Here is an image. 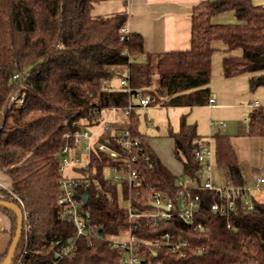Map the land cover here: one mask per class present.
Returning a JSON list of instances; mask_svg holds the SVG:
<instances>
[{"label": "trees", "instance_id": "trees-1", "mask_svg": "<svg viewBox=\"0 0 264 264\" xmlns=\"http://www.w3.org/2000/svg\"><path fill=\"white\" fill-rule=\"evenodd\" d=\"M101 1L105 0H0V171L11 184L9 189H0V201L15 204L26 213L21 241L9 264H117L120 253L110 248V240L123 236L129 226L121 199L131 195L132 204L143 208L152 191H161L178 211L176 196L182 187L176 183L177 177L161 164L138 131L137 111L123 116L136 94L148 97L149 106H207L213 41L223 42L229 52L242 51L241 56L223 58L225 78L248 74L249 91L264 87V3L200 2L190 15L189 49L152 54L144 51L139 34L129 32L121 38L125 12L91 15L93 4ZM225 11H234L242 23H210L212 16ZM124 65L130 73V95L117 89L112 72ZM15 74L19 79H13ZM12 95L22 103H9ZM112 108L122 123H128L148 159L138 161L139 185L129 191L125 184L119 188L105 178L108 167L125 165L127 157L92 151L87 171L90 187L82 191L89 195L84 205L86 217L98 226L97 236L89 244L84 237L76 238L74 227L60 219L58 153L65 143L64 134L73 130L72 122L92 127L109 116ZM168 134L183 175L198 184L197 189L187 190L198 196L199 205L190 224L178 217L141 219L134 232L145 241H155L163 234H169L172 242L188 241L185 258L166 248L147 246L141 247V255L150 264H264V204L250 196L251 209H245L238 199L235 214L228 219L214 212L212 205L224 201L200 186L199 165L193 160L195 143L201 140L196 126L187 124L182 115L178 131ZM246 136L264 137L262 108L247 113ZM120 139L114 133L108 144L101 142L121 154ZM212 143L215 165L225 171V184L244 186L229 137L215 133ZM0 209L11 221V242L16 216ZM69 240L75 243V251L56 257L57 249ZM197 248L203 252L197 253ZM7 251L0 255V264Z\"/></svg>", "mask_w": 264, "mask_h": 264}, {"label": "built area", "instance_id": "built-area-1", "mask_svg": "<svg viewBox=\"0 0 264 264\" xmlns=\"http://www.w3.org/2000/svg\"><path fill=\"white\" fill-rule=\"evenodd\" d=\"M129 33L126 27L120 29L121 38ZM123 52L127 53V48H123ZM113 76L118 81V88L121 92L131 94L130 73L127 65L113 68ZM14 80L19 79V75L13 76ZM9 103L21 104L22 99L12 95ZM213 104V99H209L208 105ZM149 106V98L136 94L126 109L123 110V116L129 117L132 111L145 109ZM119 114L115 108L110 109L109 117L102 119L92 127H86L83 124L74 121L71 123L73 130L64 134L65 143L58 153L59 168L58 172L61 178L57 182L58 193L56 196L57 204L60 206V219L70 224L75 229V237H84L90 244L92 238L97 236L98 226L91 223L84 211V202L82 200V192L90 187V179L87 171L89 169L91 153L94 149L101 152H107L113 157L125 155L128 159L125 165L116 167H108L105 170V178L113 185L119 188L125 184L129 191L139 185V168L137 163L142 158L147 160L148 157L144 152V148L140 141L131 135L128 123H119ZM211 126L225 127V123L218 121L210 123ZM118 133L121 137L119 147L121 154L111 149L108 144L110 138ZM107 143L105 144L104 142ZM193 160L199 165L200 186L202 189L212 190L216 192L224 202L214 203L211 209L214 212L226 216L228 219L235 214L236 201L241 200L245 209H251L252 204L250 196L255 200L264 204V174H257L253 177L251 185L232 186L224 184L217 186L213 183V168L215 165L214 148L211 140H200L195 143L193 150ZM67 169L72 170V175H65L63 172ZM109 174V177H107ZM176 183L182 188L177 192L178 211H175V202L165 193L161 191H152L147 198L146 206L143 208L132 204L131 195L124 200L127 205L129 221L128 230L123 236L112 238L110 240V248L119 250L120 257L117 264H150L140 250L142 246L155 248H166L172 254L178 255L180 258L187 256L189 242L179 239L175 242L170 240L169 234H163L160 239L155 241H145L138 238L134 232L137 228V222L141 219L147 220H168L172 217H178L186 224H190L194 214L198 209L199 198L197 195L191 196L187 189H197L198 184L191 181L189 177L184 176L182 179L176 178ZM192 184V185H190ZM4 188L0 184V189ZM17 199L16 196H14ZM18 200V199H17ZM149 204H154L155 208H149ZM166 207L162 210L161 207ZM22 210V209H21ZM23 220H24V213ZM200 227V226H199ZM227 228L231 229L228 223ZM76 249L75 243L68 242L61 245L55 252L58 258L71 255ZM202 248H197V253L201 254Z\"/></svg>", "mask_w": 264, "mask_h": 264}, {"label": "crops", "instance_id": "crops-1", "mask_svg": "<svg viewBox=\"0 0 264 264\" xmlns=\"http://www.w3.org/2000/svg\"><path fill=\"white\" fill-rule=\"evenodd\" d=\"M203 1L215 0H105L94 3L91 10L92 16H107L115 13L125 12L127 14L126 28L131 33H137L142 37L143 48L146 53L162 54L173 51H186L190 47V15L192 7ZM255 5H262L264 0H251ZM258 1V2H254ZM213 25L240 24L242 23L235 17L234 11H225L216 14L210 18ZM213 52L210 56V99H213L212 105L199 107H162L148 106L145 109H138L139 119L138 131L147 138L150 149L158 157L161 164L175 177L182 179L183 167L173 156L174 141L169 137V132H176L179 129L180 118L185 116L187 124L196 126V133L201 140L209 139L213 142V135L221 133L229 137L231 143V134L229 132H220L211 130L210 123H216V120H226L231 124V132L239 128L242 132V138L246 136V118L247 113L256 107H260L264 113V87H258L255 91H249L248 74H241L235 77L225 78L222 74V60L228 55L241 56L240 49L229 52L226 45L221 41L211 43ZM117 86L116 80L112 83ZM165 110V117L161 124L153 123L149 116L150 110ZM208 110V132L200 134L199 124L200 116L195 117V110ZM169 112L175 114L177 124L170 122ZM109 117V116H107ZM106 117V118H107ZM221 119V120H220ZM121 119L118 120L121 123ZM178 121V122H177ZM226 126V125H225ZM252 144L256 147L260 145L264 149V137H250ZM232 147L233 144L231 143ZM253 145V146H254ZM251 146V152L252 147ZM237 164L244 177L245 185H251L254 173L251 166L247 167L243 161H240L236 149L233 147ZM251 154V153H250ZM253 154V152H252ZM251 154V155H252ZM219 168L214 165L213 183L217 186L225 184V171L222 175L215 173L214 169ZM264 174V173H262ZM222 180V184H220ZM0 184L4 189L10 188V180L0 171ZM192 185V184H190ZM11 221L8 216L0 209V255H2L10 245Z\"/></svg>", "mask_w": 264, "mask_h": 264}, {"label": "rangeland", "instance_id": "rangeland-1", "mask_svg": "<svg viewBox=\"0 0 264 264\" xmlns=\"http://www.w3.org/2000/svg\"><path fill=\"white\" fill-rule=\"evenodd\" d=\"M254 2H258V1H254ZM165 110L162 111H155V110H150L148 111L149 116L152 118L153 123H157V124H161L163 119H164V115H165ZM170 110H168V115L170 117V122L172 124H177L176 123V119H175V114L172 112H169ZM196 113L195 117L197 118L198 116H200V124H199V133L200 134H207L208 132V110L207 109H203V110H195ZM166 118V117H165ZM221 120V119H220ZM219 120H216V123ZM178 122V121H177ZM222 122L225 123V127H220V132H229V134H231V143L233 144V147L236 149L239 159L240 161H243L247 167H250L252 170L254 171V173L257 174H262L264 173V149H261L262 147L260 145H257V147L250 143L251 139L250 137H245L242 138V132H239V128L235 129L234 131H230L233 130L231 128H229L230 126H232L231 124H229L228 121H224L222 120ZM211 130L215 131L217 130V126H213L211 127ZM254 145V146H253ZM251 146L252 147V152H251ZM252 155H251V154ZM224 170V169H223ZM215 173H219L220 175H222V170L220 168H216L214 169ZM63 174L65 175H72V170L67 169L63 172ZM107 177H109V174H107ZM220 184H222V180H220L219 182ZM121 205L123 207H125L127 205V203L121 199ZM24 213V219H26V213L24 211V209L22 210V214ZM24 221V220H23Z\"/></svg>", "mask_w": 264, "mask_h": 264}, {"label": "water", "instance_id": "water-1", "mask_svg": "<svg viewBox=\"0 0 264 264\" xmlns=\"http://www.w3.org/2000/svg\"><path fill=\"white\" fill-rule=\"evenodd\" d=\"M88 198H89V195L87 192H85L82 195V200H83L84 204H87ZM148 206H149V208H155L154 204H149ZM0 208L10 210L16 216V229H15L14 237L11 240L10 245L8 247L6 257L1 262V264H9L14 253H15V251H16V249H17V247H18V245H19V243H20V241H21L22 232H23V215H22V210L20 209V207H18L15 204H12V203L0 201ZM161 209L166 210V207L163 206V207H161ZM156 221H158V219ZM99 233H101L100 230H99ZM68 242H70V240Z\"/></svg>", "mask_w": 264, "mask_h": 264}]
</instances>
